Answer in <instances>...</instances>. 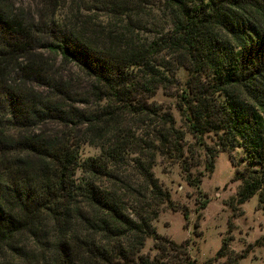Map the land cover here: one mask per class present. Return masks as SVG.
Here are the masks:
<instances>
[{
  "label": "trees",
  "instance_id": "trees-1",
  "mask_svg": "<svg viewBox=\"0 0 264 264\" xmlns=\"http://www.w3.org/2000/svg\"><path fill=\"white\" fill-rule=\"evenodd\" d=\"M155 11L158 36L138 39ZM69 65L85 86H66L79 79ZM175 68L186 129L243 149L237 201L256 194L264 210V0H0V264H195L188 240L152 225L168 201L157 155L199 182L174 116L148 101ZM82 143L100 153L79 162Z\"/></svg>",
  "mask_w": 264,
  "mask_h": 264
},
{
  "label": "rangeland",
  "instance_id": "rangeland-1",
  "mask_svg": "<svg viewBox=\"0 0 264 264\" xmlns=\"http://www.w3.org/2000/svg\"><path fill=\"white\" fill-rule=\"evenodd\" d=\"M12 1L15 5L27 3V0ZM85 13L95 23L99 22L114 31L123 30V18L103 12ZM61 14L60 9V19ZM164 20L158 11L154 16L143 18V27L134 29L137 38L150 40L158 36L156 32ZM56 66L61 69L65 64L57 60ZM67 67L70 68L69 73L79 79L66 86H85L82 72L70 65ZM172 75L171 86L157 89L148 101L174 116L175 126L183 131L182 152L190 164L191 178L199 182L197 185L186 182L177 160L163 155L155 157L152 171L168 194V201L161 205V210L152 221L155 232L175 243L188 240L189 252L195 264H264V243L261 241L264 235V210L256 194L243 202L237 201L239 181L236 171L246 166L241 159L243 149L220 150L218 138L212 132L204 133L201 143L196 144L193 133L186 129L183 116L176 107L178 89L184 85L187 73L182 68H175ZM99 153V147L82 143L78 149L79 162ZM130 164L126 161L118 168L130 170ZM81 175L79 170L75 172L77 179ZM223 241L226 243L225 251L221 256H216ZM151 245L152 238H148L143 250Z\"/></svg>",
  "mask_w": 264,
  "mask_h": 264
}]
</instances>
